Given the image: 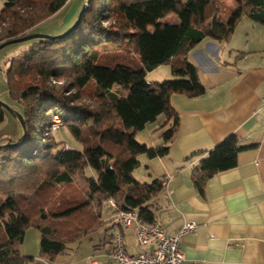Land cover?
Masks as SVG:
<instances>
[{"label":"trees","instance_id":"1","mask_svg":"<svg viewBox=\"0 0 264 264\" xmlns=\"http://www.w3.org/2000/svg\"><path fill=\"white\" fill-rule=\"evenodd\" d=\"M66 1L3 0L0 43L33 33ZM221 1L87 0L74 28L52 39H30L9 58L4 77L21 105L23 127L19 140L0 143V264L31 260L17 248L28 226L40 230V254L52 260L69 242L104 225L109 199L145 223L156 220L151 199L162 190V179L141 182L132 172L139 155L168 152L178 123L170 95L204 91L192 49L204 39L227 40L244 13L264 23V0H235L226 19ZM172 13L176 23L162 20ZM107 43L117 45L116 60L98 55ZM135 55L141 64L124 61ZM162 64L171 65L174 78L148 82L146 72ZM4 115L0 102V124ZM54 117L60 123L55 130ZM158 118L161 142L139 143L136 133ZM62 128L77 145L55 135ZM240 149L235 134L215 144L192 172L195 188L202 193L213 174L234 167ZM80 181L84 192L77 190Z\"/></svg>","mask_w":264,"mask_h":264},{"label":"crops","instance_id":"2","mask_svg":"<svg viewBox=\"0 0 264 264\" xmlns=\"http://www.w3.org/2000/svg\"><path fill=\"white\" fill-rule=\"evenodd\" d=\"M2 4L0 0V8ZM190 59L197 66L204 91L198 96L172 93L169 97L178 123L168 152L144 159L147 182L161 178L163 185L151 206L168 235L186 221L195 224L193 232L180 237L186 264H264V105L260 101L264 94V23L241 16L227 40H202L192 49ZM161 120L155 121L157 126ZM163 130H155L145 143H160ZM229 134H235L241 146L236 165L213 174L200 193L192 182V172ZM107 209L100 228L107 244H95L94 252L82 256V264L92 259L115 264L108 239V231L113 229L121 233L126 252L150 248L137 246L133 221L124 228L113 222L109 204ZM37 261L67 263L57 256L52 260L39 256Z\"/></svg>","mask_w":264,"mask_h":264},{"label":"rangeland","instance_id":"3","mask_svg":"<svg viewBox=\"0 0 264 264\" xmlns=\"http://www.w3.org/2000/svg\"><path fill=\"white\" fill-rule=\"evenodd\" d=\"M85 1L86 0H67L66 3L52 16H50L48 19H46L39 25L35 26L33 28V33H45L49 35L63 34L67 30H69L70 27L74 24L82 8V5ZM234 2L235 0H222L220 2V7L221 9H223L221 16L224 19H226L230 15L231 10L235 6ZM242 18L246 19L249 17L244 13L242 15ZM162 20L168 23H176L178 21V18L176 14L172 13L165 16ZM29 41L30 40L10 43L0 48V102L4 107V114H5L4 121L0 124L1 144L9 143L8 140L17 141L20 139L22 134L21 124L17 116L14 114V113L21 114L20 112L22 111V108L20 103H18L10 96L7 89L4 72L8 67L9 58L13 54L21 50L22 48L26 47L29 44ZM105 46L109 47V49L104 48V44H102L101 46H99V50H98V55H100L103 58L106 55L107 56L112 55L116 50L117 45L115 43H110V44L107 43L105 44ZM120 54L121 53L113 54L111 58L116 60L118 56H120ZM124 61L131 65H133L134 63L141 64L137 55H135L132 59L127 58ZM125 62L121 61V63H125ZM99 63H104V62L99 61ZM146 75L147 76L145 78L150 83L161 82L163 80L174 78V75L171 72L170 64L159 65L154 69H152L150 72H146ZM112 89L113 91H117V92L121 91L119 95H126L127 93V89H121L118 85H114ZM88 102L89 105L92 104L91 101ZM56 118L57 117H54L53 119L54 122L52 123L51 126L53 130L58 129V127H60L59 121H57L58 123H55ZM156 123L157 122L155 121L147 123L142 130L136 133L135 135L136 140L139 143H145L146 141H148V137L151 134H153L155 131L153 129L157 126ZM55 135L57 137L63 138L67 143L71 145H77V143H75V141L73 140L72 135L66 129L63 128L60 129L58 132L55 133ZM146 158L148 157H146L143 154L139 155L138 156L139 165L132 172L133 177L141 182H147L148 181L147 178H149L148 170L147 168H145L146 164L144 162V159ZM78 188L79 189L77 190L84 192L85 190L84 183L80 181ZM103 215L104 216L108 215V209L106 204L103 205ZM110 232L111 230L108 231V234ZM40 240H41V232L38 228H35L33 226H28L25 229L24 238L22 242L18 244L17 248L20 255L25 257H32L31 260L29 259L26 264H38L37 257L41 256ZM95 244L96 245L107 244V242H104V231L102 229L96 230L94 232H91L90 234L80 237L79 239H75L69 242L67 244L68 249L65 252L57 255V257L59 260H66L67 261L66 264L69 263L82 264L81 263L82 256L88 252L90 253L94 252L95 249L93 248ZM103 259L104 258H102V260Z\"/></svg>","mask_w":264,"mask_h":264},{"label":"built area","instance_id":"4","mask_svg":"<svg viewBox=\"0 0 264 264\" xmlns=\"http://www.w3.org/2000/svg\"><path fill=\"white\" fill-rule=\"evenodd\" d=\"M264 105V94L260 98ZM56 118L55 123H58ZM111 208L115 209L113 222L124 228H128L131 221L135 223V240L140 248L150 246L149 249L137 253H128L124 249L121 233L113 229L108 235L112 243L111 258L115 264H186V258L180 248V237L188 232L195 230V224L192 221H186L180 229L173 235L163 232L159 220L152 224L145 223L138 218L133 210H116L113 199L108 200ZM89 264H100L97 260H90ZM189 264H197L195 261Z\"/></svg>","mask_w":264,"mask_h":264},{"label":"water","instance_id":"5","mask_svg":"<svg viewBox=\"0 0 264 264\" xmlns=\"http://www.w3.org/2000/svg\"><path fill=\"white\" fill-rule=\"evenodd\" d=\"M86 2L87 0L83 3L82 5V8L76 18V21L74 22V24L70 27V29L74 28L77 24V22L79 21V18L81 16V14L83 13L84 9H85V6H86ZM63 34H60L58 36H61ZM57 35H49V34H45V33H30V34H26V35H23V36H19V37H15V38H10V39H7L3 42L0 43V48L10 44V43H15V42H23V41H27V40H30V39H33V38H46V39H52L54 37H56ZM17 118L19 119V122L21 124V127H23V120H22V116L21 114H18V113H15ZM5 145H9V143H6Z\"/></svg>","mask_w":264,"mask_h":264}]
</instances>
